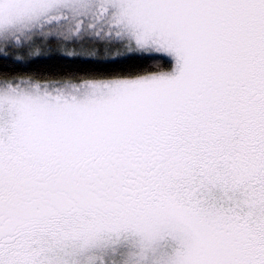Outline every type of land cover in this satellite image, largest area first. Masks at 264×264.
<instances>
[{"label": "snow or ice", "instance_id": "obj_1", "mask_svg": "<svg viewBox=\"0 0 264 264\" xmlns=\"http://www.w3.org/2000/svg\"><path fill=\"white\" fill-rule=\"evenodd\" d=\"M0 264H264V0H0Z\"/></svg>", "mask_w": 264, "mask_h": 264}, {"label": "trees", "instance_id": "obj_2", "mask_svg": "<svg viewBox=\"0 0 264 264\" xmlns=\"http://www.w3.org/2000/svg\"><path fill=\"white\" fill-rule=\"evenodd\" d=\"M100 66V62L72 59L67 56L52 55L41 58L32 62L30 65L21 66L20 70H27L41 75L60 76L73 73H81L96 69ZM12 68L11 63L8 64Z\"/></svg>", "mask_w": 264, "mask_h": 264}]
</instances>
